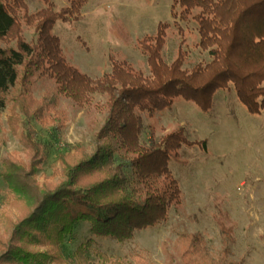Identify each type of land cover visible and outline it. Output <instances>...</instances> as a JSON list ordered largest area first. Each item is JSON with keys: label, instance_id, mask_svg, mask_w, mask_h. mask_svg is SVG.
I'll return each instance as SVG.
<instances>
[{"label": "trees", "instance_id": "16d2710c", "mask_svg": "<svg viewBox=\"0 0 264 264\" xmlns=\"http://www.w3.org/2000/svg\"><path fill=\"white\" fill-rule=\"evenodd\" d=\"M88 0H63L54 10L52 0L30 13L25 0H0V108L11 104L7 125L18 139L24 159L6 158L0 176L6 183L7 204L18 214L0 227V264H130L113 259L86 239L73 263L62 253L64 240L81 224L91 237L123 243L136 232L156 227L182 204V193L169 164L190 142L183 127L161 137L151 132L143 141L144 118L171 109L178 100L192 103L202 113L213 108L218 91L233 90L250 115L264 111V0H177L181 21L197 28L196 47L210 61L184 68L187 53L181 40L176 58L163 56L169 25L159 23L154 34L136 40L146 58L148 73L126 61L112 60L110 73L91 79L68 62L54 33L58 21L79 13ZM33 31L30 41L23 29ZM183 38L182 32L178 31ZM54 82L57 96L79 108L95 95L105 97L106 115L92 136L91 152L66 146L53 177L37 179L47 158V146L37 141L32 122L63 127L55 95H32L35 80ZM179 264H241L229 260L230 248L210 255L199 234L178 236Z\"/></svg>", "mask_w": 264, "mask_h": 264}, {"label": "rangeland", "instance_id": "374dc122", "mask_svg": "<svg viewBox=\"0 0 264 264\" xmlns=\"http://www.w3.org/2000/svg\"><path fill=\"white\" fill-rule=\"evenodd\" d=\"M177 0H88L86 5L66 21H58L55 35L61 42L70 64L91 79L108 74L112 60L126 61L135 69L148 73L146 58L136 48V40L154 34L159 23L169 25L163 56L170 64L181 40L187 53L184 68L206 64L210 58L196 47L197 28L193 21L175 17ZM30 13L43 8L41 0H25ZM54 10L65 5L52 0ZM182 32L183 38L178 31ZM33 31L23 29L22 37L31 40ZM55 95L63 127L56 129L50 119L47 126L32 122L37 141L47 146V158L37 179L56 181L53 177L60 154L66 146L91 152L92 136L101 128L105 97L93 96L79 108L69 99L57 96L54 82L35 80L32 95ZM11 104L0 108V173L6 158L23 160L18 139L7 125ZM142 140H148L183 127L190 142L206 141V151L198 146L183 147L169 164L182 193V204L171 209L168 219L154 228L136 232L132 239L118 243L91 237L89 225L81 224L62 245L64 258L73 263L78 246L86 239L107 256L130 264H179L182 247L179 235L199 234L207 252L219 256L229 247V260L241 264H264V111L250 115L233 90L218 91L213 108L202 113L192 103L176 101L171 109L144 118ZM7 186L0 176V227L15 220L17 212L5 201Z\"/></svg>", "mask_w": 264, "mask_h": 264}]
</instances>
